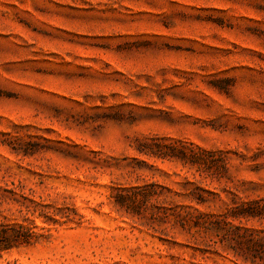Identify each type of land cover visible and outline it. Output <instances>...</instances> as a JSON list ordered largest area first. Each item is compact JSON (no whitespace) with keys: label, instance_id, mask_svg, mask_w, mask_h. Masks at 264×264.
I'll return each mask as SVG.
<instances>
[{"label":"rangeland","instance_id":"rangeland-1","mask_svg":"<svg viewBox=\"0 0 264 264\" xmlns=\"http://www.w3.org/2000/svg\"><path fill=\"white\" fill-rule=\"evenodd\" d=\"M151 137L212 171L139 153ZM184 177L264 204V0H0V226L34 234L0 264H264V240L243 251L109 196Z\"/></svg>","mask_w":264,"mask_h":264},{"label":"trees","instance_id":"trees-1","mask_svg":"<svg viewBox=\"0 0 264 264\" xmlns=\"http://www.w3.org/2000/svg\"><path fill=\"white\" fill-rule=\"evenodd\" d=\"M135 149L147 156L175 159L183 165L212 171V164L206 157V152L188 148L177 141L151 137L145 139ZM226 191L230 194L229 202L223 199L220 193L206 189L197 181L184 177L178 189H172L156 181H144L129 187L114 186L109 196L115 206L128 214L142 217L149 211L152 221L171 222L181 228L194 227L213 231L218 237L234 241L243 251L261 249L264 230L248 227L244 221L264 217V204L260 200L245 201L236 187ZM182 200L194 202L198 206H210L216 200H220L225 207L222 212H210L200 210L190 203H183ZM32 234L14 227L0 226V250L22 243L28 244Z\"/></svg>","mask_w":264,"mask_h":264}]
</instances>
